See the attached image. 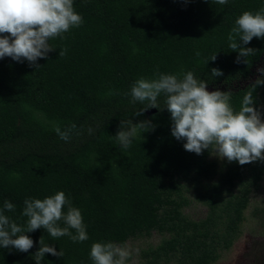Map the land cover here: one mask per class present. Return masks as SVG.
I'll list each match as a JSON object with an SVG mask.
<instances>
[{"label": "trees", "instance_id": "obj_1", "mask_svg": "<svg viewBox=\"0 0 264 264\" xmlns=\"http://www.w3.org/2000/svg\"><path fill=\"white\" fill-rule=\"evenodd\" d=\"M74 8L83 23L49 41L54 51L36 62L39 68L0 59V207L11 201L15 210L6 215L25 225V199L63 191L81 211L89 238L53 239L41 228L27 234L34 246L26 253L0 248V264H36L41 238L64 253L45 254L41 264H93L94 242L125 244L154 232L163 238L141 250L138 264H215L240 236L264 161L219 165L209 150L188 152L186 141L172 135L163 94L158 108H149L128 93L137 79L156 78L157 70L192 71L207 89L231 91L235 110L253 91L264 116V85L250 88L264 74L233 88L264 62V38L242 45L256 53L241 63L227 39L236 19L264 8V0H74ZM213 68L223 75L214 77ZM126 119L155 128L139 131L123 150L113 137ZM72 123L76 129L65 142L54 129ZM194 191L208 209L197 221L184 212Z\"/></svg>", "mask_w": 264, "mask_h": 264}, {"label": "clouds", "instance_id": "obj_2", "mask_svg": "<svg viewBox=\"0 0 264 264\" xmlns=\"http://www.w3.org/2000/svg\"><path fill=\"white\" fill-rule=\"evenodd\" d=\"M215 2L225 5L228 0ZM82 23L83 17L76 12L74 0H0V59L10 57L20 63L27 60L30 66L39 68L36 62L47 59L48 53L54 51L49 41L63 38L64 33ZM253 38H264V8L255 13L244 11L229 32V47L239 53L236 63H241V58L255 55V49L242 46L248 45ZM65 53L66 50H60V57ZM196 55L200 56V53ZM216 58L217 54L211 61ZM243 62L247 63V59ZM258 71L264 73V68ZM211 74L220 77L223 72L213 68ZM260 85H264V79H257L250 88L255 90ZM207 88L208 83L196 79L192 71L165 74L157 70L154 79H137L128 95L133 103L148 102L149 108H158V97L163 94L166 110L171 114L172 135L178 141H186L183 147L188 152L201 155L209 150L221 160L238 162L241 166L264 161V116L255 107L253 91L245 92L241 107L235 110L230 103L231 91L210 92ZM154 128L151 121L134 124L126 119L121 121L120 130L113 138L127 150L139 131L145 133ZM75 129L76 125L72 123L64 129L57 126L54 130L67 142ZM88 131L91 133L92 129ZM15 207L11 201H5L0 207V248H14L26 253L34 246L27 234L41 228L53 239L68 236L73 242H83L89 238L81 211L72 205L63 191L44 199H25L22 212L27 218L25 225H18L6 215ZM71 230L76 234L73 235ZM39 243L40 248L34 255L36 264H41L45 254L64 256L62 250L57 252L54 246L46 244L44 238ZM131 256L132 250L126 243L94 242L90 249L93 264H128Z\"/></svg>", "mask_w": 264, "mask_h": 264}, {"label": "rangeland", "instance_id": "obj_3", "mask_svg": "<svg viewBox=\"0 0 264 264\" xmlns=\"http://www.w3.org/2000/svg\"><path fill=\"white\" fill-rule=\"evenodd\" d=\"M261 68H264V62L255 67L248 81L235 84L233 88L244 87L255 81L264 74L258 71ZM207 90L214 91L213 89ZM211 160L216 161L219 165L227 162V159L221 160L214 155L211 156ZM192 189H197V186L193 185ZM184 212L192 220L197 221L206 217L208 209L197 201L196 191H194L191 195V203ZM244 216L239 238L233 243L230 250L222 253L221 258L215 264H264V179L260 186L252 192ZM162 238L163 235L154 232L150 237L129 240L126 244L132 250V256L128 262L138 264L141 250L157 245Z\"/></svg>", "mask_w": 264, "mask_h": 264}]
</instances>
